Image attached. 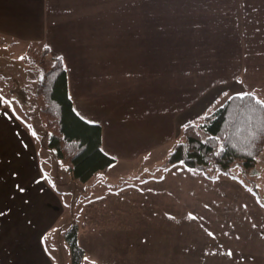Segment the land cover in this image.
<instances>
[{
    "label": "rangeland",
    "instance_id": "374dc122",
    "mask_svg": "<svg viewBox=\"0 0 264 264\" xmlns=\"http://www.w3.org/2000/svg\"><path fill=\"white\" fill-rule=\"evenodd\" d=\"M186 1L192 14L196 7L208 18L222 9L218 5L228 4L227 13L235 9V0ZM222 28L191 31L181 40L191 54L156 59L127 52L111 56V67L100 71L71 72L65 64L75 111L100 124L105 146L118 153L117 161L86 183L73 180L67 164L47 147L49 132L39 117L36 82L53 56H42L43 44L0 36V97L29 128L48 188V229L40 232L48 264H72L64 233L74 226L78 264H264V151L247 172L234 165L229 174L205 176L180 162L166 164L185 123L198 125L230 96L249 93L241 92L244 83L256 88L255 76L264 73V54ZM158 43L168 46L165 39ZM150 129L151 140L138 139ZM44 219L31 230L7 232V241L19 245L3 247V237L0 264L29 254L32 245L18 234L32 239ZM13 222L26 220L15 215ZM21 240L27 243L21 246Z\"/></svg>",
    "mask_w": 264,
    "mask_h": 264
},
{
    "label": "crops",
    "instance_id": "0c3cea01",
    "mask_svg": "<svg viewBox=\"0 0 264 264\" xmlns=\"http://www.w3.org/2000/svg\"><path fill=\"white\" fill-rule=\"evenodd\" d=\"M188 3L186 0L182 4L178 0H0V36L27 44H43L41 51L47 48L52 58L61 57L65 69L67 64L71 72L108 69L111 56L127 52L148 54L156 59L161 54H191L181 43L190 37L191 31L206 33L222 27L232 37L241 36L245 48L252 46L258 54H264V0H235V9L230 14L226 10L228 4L218 5L222 9L209 18L195 6L192 14V5ZM159 39H165L168 46L159 47ZM177 39L180 41L175 46ZM255 78L261 81L255 82L256 88L244 83L241 92L254 93L264 102V73ZM221 95L222 92L207 102L206 107L217 102ZM192 105L184 108L188 110ZM18 117L8 104L0 102V240L5 237L1 246H18L14 240L7 241V232L31 230L39 217H45L32 239L30 234H18L27 236L32 250L15 264H48V256L40 247V232L48 229L44 209L48 188L40 173L31 132ZM153 132L142 131L146 135L138 139L151 140ZM101 147L114 162L118 160V153L105 146L103 127ZM30 199L34 201L32 205ZM15 206L16 211L10 210ZM15 215L26 222L14 223ZM26 243L20 241L21 246Z\"/></svg>",
    "mask_w": 264,
    "mask_h": 264
},
{
    "label": "trees",
    "instance_id": "16d2710c",
    "mask_svg": "<svg viewBox=\"0 0 264 264\" xmlns=\"http://www.w3.org/2000/svg\"><path fill=\"white\" fill-rule=\"evenodd\" d=\"M45 55L47 48H43ZM35 95L40 120L49 132L47 147L67 164L71 178L86 183L106 171L114 160L102 150V127L75 111L61 57H54L41 69ZM257 100L261 101L252 93L235 94L206 114L198 125L185 123L182 139L172 145L166 164L180 162L205 176L213 171L229 174L234 165L244 172L254 171L264 151V106ZM75 230L74 226L64 233L72 264H78L81 257Z\"/></svg>",
    "mask_w": 264,
    "mask_h": 264
},
{
    "label": "snow or ice",
    "instance_id": "6c2138e0",
    "mask_svg": "<svg viewBox=\"0 0 264 264\" xmlns=\"http://www.w3.org/2000/svg\"><path fill=\"white\" fill-rule=\"evenodd\" d=\"M2 101H3V98L0 97V102H2ZM256 103H257V104H261L262 106H264V102H261V101H259V100H257Z\"/></svg>",
    "mask_w": 264,
    "mask_h": 264
}]
</instances>
